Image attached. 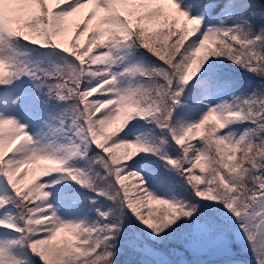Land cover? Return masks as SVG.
<instances>
[{
    "label": "snow or ice",
    "instance_id": "obj_1",
    "mask_svg": "<svg viewBox=\"0 0 264 264\" xmlns=\"http://www.w3.org/2000/svg\"><path fill=\"white\" fill-rule=\"evenodd\" d=\"M0 264H264V0H0Z\"/></svg>",
    "mask_w": 264,
    "mask_h": 264
},
{
    "label": "trees",
    "instance_id": "obj_2",
    "mask_svg": "<svg viewBox=\"0 0 264 264\" xmlns=\"http://www.w3.org/2000/svg\"><path fill=\"white\" fill-rule=\"evenodd\" d=\"M135 183V178L130 177L129 180L125 181V184L131 187ZM161 206L159 205H149L148 207L142 209L143 211L147 212L149 209L157 210L160 209Z\"/></svg>",
    "mask_w": 264,
    "mask_h": 264
},
{
    "label": "rangeland",
    "instance_id": "obj_3",
    "mask_svg": "<svg viewBox=\"0 0 264 264\" xmlns=\"http://www.w3.org/2000/svg\"><path fill=\"white\" fill-rule=\"evenodd\" d=\"M205 259H211V257H205Z\"/></svg>",
    "mask_w": 264,
    "mask_h": 264
}]
</instances>
